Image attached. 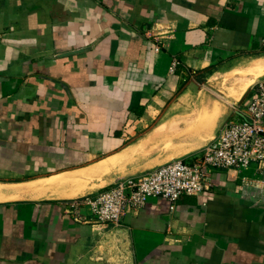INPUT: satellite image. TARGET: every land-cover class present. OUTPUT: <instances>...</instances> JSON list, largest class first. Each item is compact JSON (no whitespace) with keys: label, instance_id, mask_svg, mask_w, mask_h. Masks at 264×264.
Wrapping results in <instances>:
<instances>
[{"label":"crops","instance_id":"obj_1","mask_svg":"<svg viewBox=\"0 0 264 264\" xmlns=\"http://www.w3.org/2000/svg\"><path fill=\"white\" fill-rule=\"evenodd\" d=\"M262 37L264 0H0V264H264L254 166L117 228L65 212L181 111L184 81L263 58Z\"/></svg>","mask_w":264,"mask_h":264},{"label":"built area","instance_id":"obj_2","mask_svg":"<svg viewBox=\"0 0 264 264\" xmlns=\"http://www.w3.org/2000/svg\"><path fill=\"white\" fill-rule=\"evenodd\" d=\"M264 47V37L260 39ZM171 62L170 70L178 66ZM254 166L264 171V81L252 86L217 134L201 150L172 159L133 176L119 178L94 195L66 202L65 212L81 222V209L92 214V224L117 228L121 218L142 209L150 197L165 199L170 208L183 195H200L215 186L214 173Z\"/></svg>","mask_w":264,"mask_h":264},{"label":"rangeland","instance_id":"obj_3","mask_svg":"<svg viewBox=\"0 0 264 264\" xmlns=\"http://www.w3.org/2000/svg\"><path fill=\"white\" fill-rule=\"evenodd\" d=\"M250 61L225 66L222 69L213 68L209 70L206 79L199 76L192 84H187L188 80L184 81L177 91V99L172 97L166 102L181 105V111L162 114L154 133L133 145L128 159L124 158L127 156L124 151L112 165L99 170L103 173L99 180L101 186L201 150L230 118L252 86L264 81V76L256 77L249 82L244 92L239 93L240 85L249 78L242 69L250 64ZM235 93L239 94L235 96ZM115 164L116 168L109 170Z\"/></svg>","mask_w":264,"mask_h":264},{"label":"bare ground","instance_id":"obj_4","mask_svg":"<svg viewBox=\"0 0 264 264\" xmlns=\"http://www.w3.org/2000/svg\"><path fill=\"white\" fill-rule=\"evenodd\" d=\"M240 69H241V67H240ZM242 70L246 76H249V78L246 79V81L240 85L239 93L244 92V90L247 87V85L249 84V82L251 83L256 77H259V76L264 74V57L263 58H261V57L257 58L255 61L252 62V64L246 65L244 67V69H242ZM239 93H235V96ZM117 157H119V154L114 155L113 157H111L110 160H112L114 162Z\"/></svg>","mask_w":264,"mask_h":264}]
</instances>
